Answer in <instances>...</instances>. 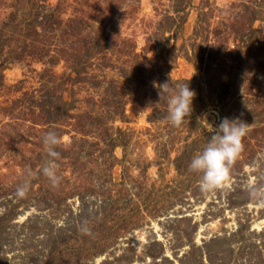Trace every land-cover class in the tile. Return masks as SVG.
I'll list each match as a JSON object with an SVG mask.
<instances>
[{"label":"rangeland","instance_id":"obj_1","mask_svg":"<svg viewBox=\"0 0 264 264\" xmlns=\"http://www.w3.org/2000/svg\"><path fill=\"white\" fill-rule=\"evenodd\" d=\"M165 82L196 93L179 127ZM223 118L248 124L243 150L202 192L189 164ZM253 190L264 0H0V264H264Z\"/></svg>","mask_w":264,"mask_h":264},{"label":"clouds","instance_id":"obj_2","mask_svg":"<svg viewBox=\"0 0 264 264\" xmlns=\"http://www.w3.org/2000/svg\"><path fill=\"white\" fill-rule=\"evenodd\" d=\"M159 89L160 101L167 99L168 115L166 119L174 127L181 126L192 111V101L196 93L184 82L175 89L165 82L155 85ZM159 104V103H158ZM157 104V105H158ZM211 127V126H210ZM212 129V128H211ZM248 130V124L237 119L223 118L218 128L212 129V135L202 152L195 155L189 164V170L201 174L199 183L202 192H212L225 185L230 177L231 167L243 150L242 140ZM43 143L47 146L48 156L52 158L42 168V173L53 185L59 182L56 165L53 162L59 157L56 146L61 144V138L56 132L45 133ZM29 175H31L29 173ZM26 180L16 189V196L23 198L28 191ZM253 197L264 196V191L253 190Z\"/></svg>","mask_w":264,"mask_h":264}]
</instances>
